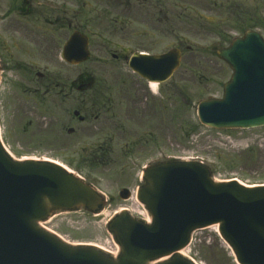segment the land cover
Returning a JSON list of instances; mask_svg holds the SVG:
<instances>
[{
	"label": "water",
	"instance_id": "obj_1",
	"mask_svg": "<svg viewBox=\"0 0 264 264\" xmlns=\"http://www.w3.org/2000/svg\"><path fill=\"white\" fill-rule=\"evenodd\" d=\"M233 70L222 100L203 101L202 124L215 129L264 126V39L248 32L218 51ZM64 58H90L89 38L75 33ZM182 63L179 49L160 56L136 55L131 67L150 82L169 81ZM139 201L153 223L123 211L108 225L121 247L114 259L91 246H73L40 228L55 212L103 209L102 195L61 166L16 161L0 141V264H192L181 255L198 229L218 225L239 264H264V186L215 182L198 162H163L143 174ZM167 260L161 261L163 258Z\"/></svg>",
	"mask_w": 264,
	"mask_h": 264
},
{
	"label": "flooded vegetation",
	"instance_id": "obj_2",
	"mask_svg": "<svg viewBox=\"0 0 264 264\" xmlns=\"http://www.w3.org/2000/svg\"><path fill=\"white\" fill-rule=\"evenodd\" d=\"M154 1V11L160 13V0H0L4 142L41 135L48 145H59L62 157L75 163V172L101 191L105 179L95 178L94 168L111 169L119 155H126L140 170L123 174L126 168L121 166L122 173L111 175L124 185L117 194H106L110 206L121 201L134 206L142 171L160 161V88L152 90L130 68L137 53L160 55L138 44L149 32L130 28L136 13L145 11L147 18L144 5ZM69 16L74 18L71 23ZM90 16L107 23L90 47L89 61L103 70L96 73H86L84 62L73 66L63 59L69 38L77 31L84 33V18ZM120 16H128L130 22ZM48 25L53 28H45ZM149 144L155 146L157 161L141 167L136 163L144 155L139 149ZM118 145L124 146L120 153Z\"/></svg>",
	"mask_w": 264,
	"mask_h": 264
},
{
	"label": "rangeland",
	"instance_id": "obj_3",
	"mask_svg": "<svg viewBox=\"0 0 264 264\" xmlns=\"http://www.w3.org/2000/svg\"><path fill=\"white\" fill-rule=\"evenodd\" d=\"M144 7L148 10L147 18L145 11L141 15L136 13L137 19H132L133 22L128 16L119 17L125 23L130 22V28H142L149 32L148 36L139 38L138 44L142 42L145 50L160 54L179 48L183 55L182 65L172 79L158 87L160 162L170 159L197 160L211 168L213 177L218 181L238 179L246 185L263 184L264 128H208L200 123L197 109L202 101L221 99L224 86L232 76V70L217 56V51L251 30L264 37V0H160V13L158 9L154 11L156 1ZM73 21L74 18L69 16V22ZM106 24L94 21L92 16L84 18L83 28L85 34L91 37V48L97 42L96 34H100ZM45 28L53 27L48 25ZM84 71L96 73L103 70L91 60L85 63ZM35 137L5 142V145L18 159L32 156L52 160L77 172L75 163L62 157L59 145H48L41 135ZM154 147L149 144L142 150L141 146L139 151L144 155L138 157L140 160L136 163L142 167L149 160H154ZM122 149L124 146H117L118 153ZM121 166L126 168L124 172ZM94 170L95 178L105 179L104 185L99 187L111 196L124 185L111 175L116 173L118 176L127 171L135 175L140 169L126 155H119L111 169ZM127 206L133 207L121 201L111 206L106 204L98 214H91L85 209L55 212L47 223L48 229L69 244L105 246L109 240L111 242L107 224L116 212ZM138 211L141 213H134ZM145 212L143 208H136L131 213L139 217ZM184 256L198 264H237L215 227L196 231Z\"/></svg>",
	"mask_w": 264,
	"mask_h": 264
},
{
	"label": "bare ground",
	"instance_id": "obj_4",
	"mask_svg": "<svg viewBox=\"0 0 264 264\" xmlns=\"http://www.w3.org/2000/svg\"><path fill=\"white\" fill-rule=\"evenodd\" d=\"M157 84L156 83H152L151 88H153L154 90L156 89ZM134 210H136V207H133ZM185 252L183 251L181 254H184Z\"/></svg>",
	"mask_w": 264,
	"mask_h": 264
}]
</instances>
